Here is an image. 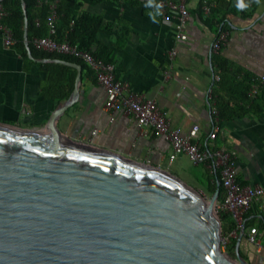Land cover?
Here are the masks:
<instances>
[{"label":"crops","instance_id":"1","mask_svg":"<svg viewBox=\"0 0 264 264\" xmlns=\"http://www.w3.org/2000/svg\"><path fill=\"white\" fill-rule=\"evenodd\" d=\"M75 4L77 17L87 13L102 21L94 39L87 42L90 51L109 56L117 77L154 99L184 134L198 125L197 138L203 145L215 125L208 100L209 90L218 87L213 57L221 54L229 60L239 84L228 82L226 87L236 88L234 107L243 114L231 119L219 114L214 143L236 151L241 184H264V84L255 97L249 91L242 97V89L264 74V0H188L186 40L176 38V21L164 19L158 0H76ZM222 29L228 31V40L216 51L213 41ZM173 49L177 53L169 62ZM39 63L43 62H30L14 46H6L0 31V121L43 130L53 110L70 97L53 95ZM167 67L170 78L164 75ZM105 101V89L87 68L82 71L78 100L58 119L59 129L69 138L170 170L194 186L205 184L210 174L206 164L193 163L185 154L170 162L171 145L164 136L152 130L140 134L131 115L107 110ZM226 216L221 220L224 229L232 223ZM251 226L264 238V197L247 212L245 233L239 232L235 243L236 253L241 238L240 253L249 264H264V246L248 239Z\"/></svg>","mask_w":264,"mask_h":264},{"label":"water","instance_id":"2","mask_svg":"<svg viewBox=\"0 0 264 264\" xmlns=\"http://www.w3.org/2000/svg\"><path fill=\"white\" fill-rule=\"evenodd\" d=\"M28 33L26 16L31 59L73 66L77 76L43 130L0 121V264H249L241 238L235 257L221 249L220 181L207 200L166 169L61 132L83 66L34 57Z\"/></svg>","mask_w":264,"mask_h":264},{"label":"built area","instance_id":"3","mask_svg":"<svg viewBox=\"0 0 264 264\" xmlns=\"http://www.w3.org/2000/svg\"><path fill=\"white\" fill-rule=\"evenodd\" d=\"M49 14L47 16L48 34L45 36H35L33 45L47 52L74 56L82 60L95 74L97 82L106 91L105 108L111 112L122 111L131 115L136 123L140 134L148 130L154 131L158 135L164 136L171 145L169 161H174L180 154H185L196 164H206L210 170L212 182H221L224 189V197L216 202L219 215L226 214L230 217L234 226L230 230L222 231V244L224 247L238 237L239 232L246 229V214L249 210L264 197V184L243 185L239 180V170L237 166V153L235 150L225 146L217 147L214 143L217 131L219 130V110L214 98L213 86L208 93V100L211 112L215 118L213 131L209 135V142L203 145L197 138L199 126L195 125L189 134H184L182 130L171 124L167 113L154 100L147 98L144 94L132 90L127 82L120 80L116 74V65L107 62L97 56L92 51L80 48L79 45L71 43L69 40L57 39L59 0L48 1ZM159 6L163 12L165 20L175 19V36L177 39L186 40L185 27L190 20L191 13L188 7V0H160ZM205 10H210V5L205 6ZM5 12L0 3V31L6 46L15 43L11 28L2 23ZM228 31L221 30L213 41V49L218 51L228 40ZM176 49L169 52V62H172L176 55ZM166 78L172 76L170 67L164 70ZM220 81V71L215 72L214 82ZM264 84V74L254 80L249 89V96L255 97ZM248 239L257 247L264 246V238L257 227L248 228Z\"/></svg>","mask_w":264,"mask_h":264},{"label":"trees","instance_id":"4","mask_svg":"<svg viewBox=\"0 0 264 264\" xmlns=\"http://www.w3.org/2000/svg\"><path fill=\"white\" fill-rule=\"evenodd\" d=\"M75 1L76 0H59L57 4L58 24L56 37L59 40L67 39L71 43L79 45L80 48L90 51L91 49H89L90 47L87 45V42L94 39L98 29L101 27L102 21L99 17L91 16L87 13H83L81 16L77 17L75 13V7L77 4H75ZM248 1L251 2L253 0ZM0 3L5 12V15L2 17V23L11 28L13 37L15 39V43L12 46H14L26 60L34 62V60L29 57L24 40L25 19L27 16L29 46L34 57L59 58L67 61L77 62L82 64L83 72L87 68L90 69L82 60L74 56L39 50L33 45V38L35 36H45L48 34L47 16L50 9L49 3H47L46 0H25L27 9L26 14L23 9L22 0H1ZM93 53L103 58L107 62H112L109 56H102L96 52ZM213 62L220 71V81L217 83L218 87L214 89V98L216 100V106L219 110L220 118L231 119L234 116L242 115L243 113L236 111L233 103L234 96L232 95L235 93L236 88H233L232 90V87H229L231 89L230 90L228 87H226V83L228 82H232L233 86H238L239 84L237 81H234L237 80V73L230 72L231 66L233 64L221 54H216L213 57ZM39 65L46 72L47 82L49 83L48 88L50 91L54 92L53 95L57 96L56 94H58L61 99L68 98L75 87L77 69L73 66L60 62L39 63ZM238 70L242 72L241 69L238 68ZM232 76H234L233 80ZM250 86L251 82L249 85H246V88L242 89V97L247 96V91H249ZM235 103H238V101L236 100ZM207 179L208 189L211 192H215L217 188V182L211 181L210 174L208 175ZM223 197L224 189L221 185L218 200H222ZM226 217V214L220 215L222 221H224ZM233 226V222L227 229H224L223 226V233L226 230L232 229ZM235 243L236 238L233 239L231 243L226 245L225 248L229 253L236 256Z\"/></svg>","mask_w":264,"mask_h":264},{"label":"rangeland","instance_id":"5","mask_svg":"<svg viewBox=\"0 0 264 264\" xmlns=\"http://www.w3.org/2000/svg\"><path fill=\"white\" fill-rule=\"evenodd\" d=\"M166 170H167V169H166ZM168 171H170V170H168ZM170 172H171V171H170ZM181 179H183V178H181ZM183 180H184V179H183ZM184 181H186V180H184ZM186 182H187L188 184L192 185V186H193L194 188H196L197 190H199V191L201 192V194H202L207 200H210V199L212 198L214 192H211V191L208 189V179H207V178L203 180V182H204L205 184L202 185V186H198V185L194 186V185L191 184L190 182H188V181H186ZM214 211H215L216 215H217L218 217H220L219 212H218V210H217L216 207L214 208ZM221 249H222L224 252L229 253V252L226 250V248L223 246L222 243H221ZM229 254H230L232 257H235V255H232L231 253H229Z\"/></svg>","mask_w":264,"mask_h":264},{"label":"bare ground","instance_id":"6","mask_svg":"<svg viewBox=\"0 0 264 264\" xmlns=\"http://www.w3.org/2000/svg\"><path fill=\"white\" fill-rule=\"evenodd\" d=\"M42 132H45V131H42Z\"/></svg>","mask_w":264,"mask_h":264}]
</instances>
